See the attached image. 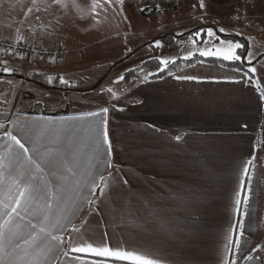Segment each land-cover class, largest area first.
Masks as SVG:
<instances>
[{
    "label": "snow or ice",
    "instance_id": "6c2138e0",
    "mask_svg": "<svg viewBox=\"0 0 264 264\" xmlns=\"http://www.w3.org/2000/svg\"><path fill=\"white\" fill-rule=\"evenodd\" d=\"M53 3L58 4L59 0H53ZM198 7L208 14L209 5L205 0H199ZM34 10L40 12L39 8L28 11L31 13ZM147 10L140 9L142 12ZM155 10L160 9L157 6ZM228 17L233 21L231 30L208 27L189 34L193 41L204 35L219 41V47L197 49L200 57H216L222 61L250 65L239 79L226 78L224 81L241 83L245 79L250 80L257 71L251 46L257 36L264 35V29L260 28L264 25V0H243V3L231 8ZM35 21L34 34L17 32L15 40H8L0 49V55L20 60H31L36 56L35 36L41 33L39 25L43 23V18L38 14ZM58 26L59 22L49 23L41 40L48 35L54 36ZM236 28L240 30L236 31ZM246 28L254 29L256 35L252 32L245 34ZM217 32L243 37L245 42L220 39ZM150 46L161 48L163 45L157 39ZM261 46L264 47V44ZM131 51L127 49L128 53ZM195 54L189 51L183 59L189 60ZM261 55L264 56V53ZM156 59L157 70L140 78L141 83L152 76H159L170 63H176V58ZM256 59L258 62L260 57ZM9 63L8 60L0 61L3 66L0 75L15 74V67H9ZM32 75L38 73L33 72ZM45 75L49 85L58 79L60 84L71 86L63 75ZM125 79L124 75H120L115 82ZM175 79L201 82L207 78L178 75ZM210 82L220 81L212 78ZM107 92L113 98L111 110L125 111L114 103L120 97L113 88L109 87ZM14 101L15 97L9 111L0 112V264H169L167 258L157 254L158 250L146 251L138 245L129 244L127 240L113 244L109 229L121 235L125 232L136 235L151 232L168 240L196 239L199 220L194 210L195 203L207 193L197 186L161 183L155 176L146 187L133 190L124 169L113 164V140L108 129L109 106L86 113L88 117L99 119L85 127H78L74 121L82 117L21 119ZM144 103L142 99L135 100V104ZM257 103L258 107L264 108V90H260ZM7 104V96L0 99V105ZM146 127L164 135L155 124ZM242 127L247 128V125ZM168 139L180 142L184 136L177 134ZM254 160L255 156L248 159L239 175L233 212L241 219L230 225L224 238L222 264H236L234 258H226L233 245V255L243 256L247 264H264V245L253 246L247 250V255H244L246 249L242 247L243 217L249 215V200H254L255 196L252 176L249 175V167H254ZM205 174L211 180L212 173ZM84 207L88 209L86 218H82L79 224L74 223ZM177 208L191 209L187 223L181 224L179 220L172 219L173 215L181 216L175 211ZM96 232H100L99 241L95 238ZM171 264H184V260H172Z\"/></svg>",
    "mask_w": 264,
    "mask_h": 264
},
{
    "label": "crops",
    "instance_id": "0c3cea01",
    "mask_svg": "<svg viewBox=\"0 0 264 264\" xmlns=\"http://www.w3.org/2000/svg\"><path fill=\"white\" fill-rule=\"evenodd\" d=\"M9 58L12 59L10 55H0V61H10ZM47 63L54 65L50 61ZM73 64L69 60L58 67L47 65L42 67L44 70H34L36 73L49 75L50 70L55 72ZM241 74L224 67L198 63L162 79L144 82L136 88L133 102L120 107L125 111L111 110L108 129L113 140V164L124 169L133 190L146 187L147 182L155 176L161 183L197 186L207 193L195 203L199 233L194 241L183 238L168 240L151 232L141 235L125 232L121 235L120 232L109 229L113 244L127 240L129 244L138 245L146 251L158 250L157 254L167 258L169 264L172 260L181 258L184 264H222L223 247L226 243L224 238L230 225L241 219L233 212L239 175L244 163L257 153L255 145L264 118V108L258 107L257 103L259 92L249 79L241 83L224 82L226 78L239 79ZM4 75L16 79L12 75ZM178 75L207 79L201 82L184 81L175 79ZM212 78L220 82H210ZM47 86L45 89L49 92L56 90L66 94L69 91L47 89ZM137 99H142L145 103L135 104ZM19 115L21 119L41 116L55 120H60L61 117H82L81 120L74 121L78 127H85L99 119L88 117L86 113L53 112V115H42L35 109L20 111ZM149 124L160 127L164 135L146 127ZM245 124L247 128L242 127ZM177 134L184 136V140L176 142L168 139ZM206 172L212 173L211 180ZM259 183L256 178L252 185L255 189L254 200L250 198L249 215L243 217L244 255L255 246L261 201L259 188L262 187H258ZM87 211V207L81 209L74 223L79 224L82 218H86ZM175 211L181 216L173 215V220H179L181 224L188 222L191 209L177 208ZM99 237L100 232H96L97 241ZM234 252L233 245L232 252L226 258H234L236 264H247L243 256L233 255Z\"/></svg>",
    "mask_w": 264,
    "mask_h": 264
},
{
    "label": "rangeland",
    "instance_id": "374dc122",
    "mask_svg": "<svg viewBox=\"0 0 264 264\" xmlns=\"http://www.w3.org/2000/svg\"><path fill=\"white\" fill-rule=\"evenodd\" d=\"M205 2L209 5L208 14L198 7L199 0H194L174 12L142 17L138 13L140 5L128 6L120 0H59L58 4L53 3V0H0L2 32L0 41L2 42L14 41L17 32L29 35V32L35 30V17L39 14L43 18V23L39 25L41 33L35 36L34 42L37 55L31 60H20L10 56L12 59L9 58V67H15V74L12 77L16 79L0 75V99L7 96L9 100V104L0 105V111L10 110L11 102L15 97L17 112L32 109L40 112L42 105L43 109L51 113H88L109 106L108 121H110L113 98L107 89L113 88L120 97L114 101L118 107L132 103L136 96V88L143 84L140 78L149 72H155L141 71L145 62H158L156 57L183 59L189 51L198 55L197 49L220 46L218 40L206 35L195 41L188 35L187 38L174 40L168 45L162 44L161 48L150 46L151 42L167 34L190 33L193 30L192 34H194L197 29L208 27H213L214 30L219 27L231 30L233 21L229 19L228 13L231 8L243 3V0L224 5L208 0ZM37 8L40 9L39 13L35 10L31 13L28 11ZM57 22L59 26L56 34L45 36L41 40L46 26ZM260 28L264 29V25H260ZM248 32L256 35L254 29L246 28L245 34ZM257 37H260L262 42L259 43L256 38L251 46L257 71L254 78L249 81L260 92L264 90V56L261 55L264 53V47L261 46L264 44V35ZM127 49H131V53H128ZM53 51H60V55L52 58L46 55ZM257 57H260L258 62ZM69 60L74 64L67 68H59L55 72L50 70L49 75H63L68 79L71 86L60 84L61 86L58 87L59 90H69L70 93L47 91L45 86L48 85L47 89H53L55 81L49 85L46 79L43 80L39 76L34 77L35 80H27L28 76L35 72L34 69L44 70L42 67L48 65L47 61L54 63L48 66L58 67L59 64L64 65ZM0 70L2 71V67ZM126 74H131V77L123 82H115L120 75L126 76ZM35 81H42L44 85ZM83 89L85 90L81 92ZM263 124L264 118L261 126ZM261 130L262 127L256 140L257 153L254 155V167L252 166L249 171L252 185L258 178L260 181L258 187L262 186L259 188L261 201L256 222L255 245H264V155L260 146Z\"/></svg>",
    "mask_w": 264,
    "mask_h": 264
},
{
    "label": "trees",
    "instance_id": "16d2710c",
    "mask_svg": "<svg viewBox=\"0 0 264 264\" xmlns=\"http://www.w3.org/2000/svg\"><path fill=\"white\" fill-rule=\"evenodd\" d=\"M125 2L126 5L131 6V5H140V7L138 8V13L140 16L142 17H151V16H155V15H159L161 13H166V12H174L177 11L182 5H189L190 3H192L194 0H123ZM212 3H217V4H232L235 3L238 0H208ZM159 7V11L155 10L156 7ZM141 8H145L148 9L147 11H140ZM194 31V30H193ZM191 31V33L193 32ZM218 37L224 39V40H228V39H232L234 42H240V43H244V39L242 37H236V36H230V35H226L225 33H219L217 32ZM188 35L190 36L189 32L183 33V35H174V34H167L165 36H161L158 39L161 41L162 44H170L171 42H173L174 40L177 39H185L188 37ZM247 47V45H246ZM241 52L243 50H240ZM256 60L253 61V64L255 65ZM196 63H204V64H209V65H215V66H220V67H224L230 70H234L237 72L242 73L244 70H246L248 67H250V65H248L247 63H241V62H228V61H222L219 58H214V57H200L199 55H194L191 59L189 60H183V59H178L176 60L175 64H169L168 68L161 72L159 74V76H152L149 78V80H157V79H162L166 76L169 75V72H171L172 74L178 73L179 71L185 69V68H189L194 66ZM158 68V62L156 61H147L143 64L142 66V70L141 71H156ZM36 76H39L41 79H46V75L43 73H38V75H31L28 76L27 80H35ZM31 77V78H30ZM131 77V74H126L125 78L128 79ZM254 78V74L252 75V78ZM38 83H41L44 85V83L42 81H35ZM55 85L53 84V88L54 89H60L61 86L59 80H55ZM43 107V106H42ZM40 113L42 115H53V113H48V111L44 109H42L40 111ZM57 115V114H54ZM261 148L263 151V155H264V124L262 126V130H261ZM263 164H264V160H263ZM263 175H264V165H263ZM263 190H264V179H263Z\"/></svg>",
    "mask_w": 264,
    "mask_h": 264
},
{
    "label": "built area",
    "instance_id": "2783aa9c",
    "mask_svg": "<svg viewBox=\"0 0 264 264\" xmlns=\"http://www.w3.org/2000/svg\"><path fill=\"white\" fill-rule=\"evenodd\" d=\"M34 34V31L29 32V35ZM6 45V42L0 41V49H3V47ZM47 56L52 57H58L60 55V51H53L46 53Z\"/></svg>",
    "mask_w": 264,
    "mask_h": 264
},
{
    "label": "bare ground",
    "instance_id": "6f19581e",
    "mask_svg": "<svg viewBox=\"0 0 264 264\" xmlns=\"http://www.w3.org/2000/svg\"><path fill=\"white\" fill-rule=\"evenodd\" d=\"M257 39H258L259 43H261V42H262V40H261V38H260V37H257ZM260 40H261V41H260Z\"/></svg>",
    "mask_w": 264,
    "mask_h": 264
},
{
    "label": "water",
    "instance_id": "95a60500",
    "mask_svg": "<svg viewBox=\"0 0 264 264\" xmlns=\"http://www.w3.org/2000/svg\"><path fill=\"white\" fill-rule=\"evenodd\" d=\"M116 81V80H115ZM117 83V82H116Z\"/></svg>",
    "mask_w": 264,
    "mask_h": 264
}]
</instances>
